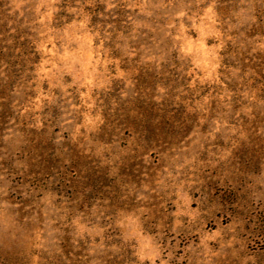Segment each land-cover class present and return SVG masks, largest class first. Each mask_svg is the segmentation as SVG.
Masks as SVG:
<instances>
[{"label": "rangeland", "instance_id": "obj_1", "mask_svg": "<svg viewBox=\"0 0 264 264\" xmlns=\"http://www.w3.org/2000/svg\"><path fill=\"white\" fill-rule=\"evenodd\" d=\"M0 264H264V0H0Z\"/></svg>", "mask_w": 264, "mask_h": 264}]
</instances>
